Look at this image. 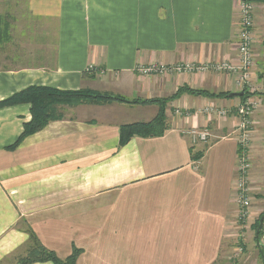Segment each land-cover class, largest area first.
Masks as SVG:
<instances>
[{"label":"crops","instance_id":"obj_1","mask_svg":"<svg viewBox=\"0 0 264 264\" xmlns=\"http://www.w3.org/2000/svg\"><path fill=\"white\" fill-rule=\"evenodd\" d=\"M237 31V0H0V101L32 85L167 99L161 134L123 142L121 127L153 120L157 102L58 104L62 118L16 145L31 105L0 106V264H15L29 231L60 258L79 248L77 264H213L235 205L241 90L211 65L236 60ZM153 63L208 68L138 72ZM181 86L229 94L172 98Z\"/></svg>","mask_w":264,"mask_h":264},{"label":"rangeland","instance_id":"obj_2","mask_svg":"<svg viewBox=\"0 0 264 264\" xmlns=\"http://www.w3.org/2000/svg\"><path fill=\"white\" fill-rule=\"evenodd\" d=\"M246 1L251 5V31L254 39L252 48L257 67L256 76L258 77L254 83L255 92L250 95L252 97L255 94L259 96L255 98L258 104L255 107V113L252 114L256 116L258 111H261L259 107H263L264 104L263 102L259 104L260 98H264V2L260 0ZM256 42L259 43L256 45ZM261 74L262 77H259ZM257 120L251 127L248 151L251 160L249 170L250 203L243 216L238 214L237 206L233 205L234 209L227 221L228 227L221 244L219 257L213 264H264V222L259 232L258 245L255 240L259 219L264 214V118L260 121L257 117ZM257 135L259 136L257 137ZM251 146L255 147L252 149V153H250ZM222 170L224 167H221L220 172Z\"/></svg>","mask_w":264,"mask_h":264},{"label":"trees","instance_id":"obj_3","mask_svg":"<svg viewBox=\"0 0 264 264\" xmlns=\"http://www.w3.org/2000/svg\"><path fill=\"white\" fill-rule=\"evenodd\" d=\"M263 1L264 0H260ZM262 77V74L260 75ZM264 81V80H263ZM241 99L245 98L246 90ZM187 92L191 94H204L209 96H226L229 92H223L219 94H210L207 91H200L190 88L188 86H181L173 94L172 98L179 93ZM106 101L108 99H115L123 102L130 103H152L157 102L159 105V112L153 120L148 123H133L123 125L121 127V142L127 140L133 134L138 133L144 136H155L161 134L162 129L165 127V105L167 99H134L126 100L120 96H113L106 93H100L91 89H77V90H60L50 86L32 85L28 86L6 99L0 101V106L13 105L17 103H29L31 105L32 117L30 121L25 122L23 130L19 135L17 144L24 136L40 130L48 121L52 119L62 118L61 114H57L56 106L58 104H69L79 102H89L94 100ZM10 146L11 148L14 147ZM29 242L25 249L21 253L14 255L15 264H33L36 262L49 261L53 264H77V256L80 253V249L73 247L71 253L65 257L60 258L53 250L45 247L39 239L35 236L33 231H29Z\"/></svg>","mask_w":264,"mask_h":264},{"label":"built area","instance_id":"obj_4","mask_svg":"<svg viewBox=\"0 0 264 264\" xmlns=\"http://www.w3.org/2000/svg\"><path fill=\"white\" fill-rule=\"evenodd\" d=\"M238 12V31H237V55L236 60L224 61L217 65H211V68L217 71H228L235 75L236 82L241 91L246 90L245 98L241 99L238 104L234 106L235 114L238 117L236 125V142L237 152L235 160V176L232 185L233 202L237 206L238 214L244 215L250 203V183L249 170L251 167V160L249 156V144L251 138V127L253 114L258 102L256 97L250 96L255 91V86L251 80V70L255 66V54L253 52V34L251 31V5L246 0H237ZM208 68L207 65H196L193 63H185L182 66L167 67L162 64H149L146 66H139L138 72L142 75L150 73H163L171 70L176 71H204ZM244 92V91H243ZM249 93V94H247ZM207 112L225 116L228 109L208 107ZM194 133V131H193ZM199 140L205 142L207 140V130L195 133Z\"/></svg>","mask_w":264,"mask_h":264},{"label":"water","instance_id":"obj_5","mask_svg":"<svg viewBox=\"0 0 264 264\" xmlns=\"http://www.w3.org/2000/svg\"><path fill=\"white\" fill-rule=\"evenodd\" d=\"M239 95V96H242L243 95V91H240L238 93H235V95ZM263 222H264V214L261 216V218L259 219V222H258V226H257V229L255 231V240H256V244L258 245L259 244V232L261 230V228L263 227Z\"/></svg>","mask_w":264,"mask_h":264}]
</instances>
